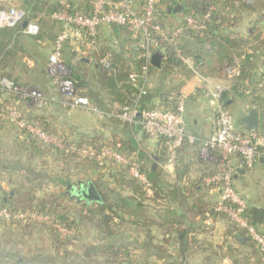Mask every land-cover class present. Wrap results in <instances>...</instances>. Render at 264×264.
<instances>
[{
  "label": "crops",
  "instance_id": "0c3cea01",
  "mask_svg": "<svg viewBox=\"0 0 264 264\" xmlns=\"http://www.w3.org/2000/svg\"><path fill=\"white\" fill-rule=\"evenodd\" d=\"M70 1L77 11L88 10L92 2V0ZM144 1L133 0L138 8L142 7ZM216 1L220 5L227 0ZM238 2H241V6L235 11L237 21L232 23L228 31L232 35L231 38H235L237 42L243 40L254 45V48L246 50V54L248 53L246 57L241 59L236 57L233 63L227 60L222 63L220 56L215 52L216 49L209 43H205L198 46L201 55L189 57L188 63L184 62L186 66L183 69L175 68L165 73L159 71L160 67H157V72L148 74L156 85L147 88L149 92L157 89L166 94L162 96L151 93L147 97L148 100L143 95L142 98L147 100L146 104L167 108L172 107L177 98L179 102L183 100L185 127L187 132L196 139L193 142L187 141L172 165L163 162L166 151L159 138L144 139L142 137L144 131L139 125L123 124L116 120L115 115L122 109L120 103L110 102L112 106L109 113L97 107L104 115V117L98 115V118H105L103 122H99L100 120L97 121L98 118L91 115L86 108L77 107L71 112V109L65 107L61 102L62 95L59 89L55 88L54 82L51 84L55 92L49 85L46 86L44 83L41 85L48 93L51 92L55 97H60L58 102L49 106L48 111L34 114L38 109L36 105L31 101L23 102V111L29 114L24 116L38 123L44 122L53 129L59 125L63 129H60L62 132L75 140L84 137L90 140L98 138L102 144L107 141L114 142V138L128 140L131 136L139 142L142 140L139 146L145 152L144 158H151V161L147 160L145 165L146 172L149 173L150 169H155L159 190L157 193L152 189L148 190L145 198L129 189L117 190L113 180L109 178V169L106 170L108 173H102L103 176L98 179L92 173L96 171L90 167L84 170L86 176L88 175L86 178L80 177L73 181L69 177L70 183L66 186L58 182L62 188L59 193H64L65 202L74 207H80V205L89 207L96 202L77 193L81 183L92 181L99 194L101 191L98 182L106 183H102L105 188L116 190L120 195L118 214L122 217L120 220L116 218V234L111 237L102 236L94 225L87 223L84 225L85 228L81 227V229H87L86 231L93 235L92 242H83L76 249L68 244L62 248L53 247L52 253H38L25 258L19 256L21 264H86L88 258L84 254L83 246L89 245L96 248L110 244L125 245L130 253L128 259L140 264H264V254L253 241L244 236L241 231H237L224 215L219 213L210 215L207 212L208 208L217 202L220 193L219 190L206 188L199 182L204 173L214 171L217 167V163L213 161H202L199 151L202 140L208 138L215 130L218 111L235 106L238 95L245 93L248 86L264 75V0H238ZM238 12H240L239 15ZM179 19V16H174L168 18L167 22L178 23ZM99 35L101 42L110 44L122 57H130L128 53L120 49L111 25L104 26ZM45 41L51 53L53 42ZM74 47V52L79 56L80 53L88 52L81 50L77 45ZM35 57L33 55L32 58L35 59ZM44 58L47 63L49 56L45 55ZM91 60L86 57L82 61L91 63ZM112 66L117 67L115 63H112ZM228 68H236L239 69L240 74L250 75L251 81L245 80L239 83L238 75L231 74ZM233 76L236 78L235 82L230 80ZM138 86L140 87L141 84L139 83ZM217 86L225 88L222 97L218 100L212 95ZM5 96L7 98V95ZM245 96L248 98L247 113L253 108L258 110L259 129L257 131L264 132V92ZM252 105L253 107L250 108L249 106ZM7 122L3 118L2 123ZM241 123L236 128L240 131H248L244 123ZM134 126H139L140 131L136 133ZM231 161L235 169L234 187L248 203L252 218L253 207L264 208V158H260L252 169L242 165L240 156H233ZM153 162H156L155 167ZM12 170L15 171L16 168H10L9 171ZM0 197L6 200L3 196ZM256 225L264 233V222ZM97 250L94 249V252ZM9 252L16 257L11 251ZM93 259L102 260L103 257L94 253Z\"/></svg>",
  "mask_w": 264,
  "mask_h": 264
},
{
  "label": "trees",
  "instance_id": "16d2710c",
  "mask_svg": "<svg viewBox=\"0 0 264 264\" xmlns=\"http://www.w3.org/2000/svg\"><path fill=\"white\" fill-rule=\"evenodd\" d=\"M1 1H10L19 10L23 11L24 20H28V22H36L35 19L38 20L42 29L37 36H33L35 40H49L53 43L55 42L61 29L60 23L54 18V15L63 10H68L72 14L80 12L75 9L70 0H67L70 5L68 8L61 3L62 0ZM111 1L119 2L121 0ZM178 4L183 6L181 12L175 14L173 11H168V8H173ZM218 4L219 3L216 0H160L156 14L158 21L168 27V32L166 34L167 37L165 38V36L152 31V39L157 41L158 44L156 46H150L152 53L160 52L163 55L159 71L166 73L175 68L183 69L186 66L184 64V58H194L196 54L201 55V51L198 50V46L205 43H209L212 48L216 49L215 52L218 56H220L222 63L226 60L229 63H233L236 57L239 59L244 58L248 54H246V50L251 47L254 48V45H251L246 41L239 40V42H237L235 38H231L232 35H230L228 31L232 27V23L234 24L237 21L235 11L239 10L241 2H238V0H227L220 5ZM91 8L92 2L90 3V8L85 12L90 13ZM239 13L240 12H238V15ZM174 16H179L180 19L178 23L173 22L170 24L167 22L168 18ZM186 16H193L197 18L204 25V28L195 30L188 27L185 23ZM50 25L51 27L59 25V31L56 33L51 30V28L47 30L46 28ZM177 25H183L185 30L178 36H174L173 30ZM111 26L113 27V32L118 39L117 41L120 49H122L123 52L128 53L127 55H130V57H122V55L117 53L116 50L110 46V44L107 45V43L101 42L100 38L96 41L97 47L91 48L87 46V44L91 41L90 37L87 35L81 42L72 40L64 44L63 60L70 71L68 78L73 81L76 93L80 96L88 98L92 105L100 108L105 113H109L111 110L110 106H112V103L110 102L120 103L122 107H136L139 112H143L151 108H163L166 111H177L179 98L175 100L172 107L167 108L146 104L148 100L147 97H149L151 93L164 96L166 92L161 93L157 89L149 92L145 86L146 93L144 96L147 100L143 99L142 96H139L141 86L139 87L136 83H134L129 78V75L132 73L140 74L142 67L146 64L149 65L150 74L153 71L157 72L156 70H158V68L152 65L151 60L149 61L144 57L146 48L143 47V38L140 33H136L124 25L112 24ZM23 35L26 34L24 33L22 23L15 26L0 28V78H10L9 72L13 71V67L18 64V61L16 60L18 55L17 51L19 49H23L19 46L20 37ZM76 45L79 46L81 50L88 51L89 56H87V58L92 59L93 62H83L79 54L74 52V46ZM106 57H109L111 63H115L117 67L114 68L111 66L106 68L103 66L101 60ZM237 78L240 83L245 80H250L251 76L246 73H241L237 76ZM262 78H264V75L258 79ZM243 95L246 94L243 93ZM115 118L117 121L123 123L116 116ZM27 119L38 123L34 119ZM39 124H41L49 134H55L54 129L49 127L44 122L43 124ZM139 126L133 127L136 133L138 130L140 131L141 126ZM20 132L21 135H25L27 144L29 140L28 146L32 150L33 155H40L44 157L47 153L54 151L60 160L65 163H70V165L75 163V166L80 165L87 168L90 167L92 170H98L100 167L102 169V171L100 169L101 177L103 176L102 172L108 173L104 167L109 165V178L113 180L117 190L129 189L136 195L145 198L148 194V189L142 185L138 179L129 175V168L131 167V164L135 162L139 165L140 172L144 173L150 181L151 189L154 190L155 193L159 190L157 183L158 176L155 169H150L149 173L146 172L147 169L145 168V165L147 160L151 161V158H144L145 152L141 150L139 146L142 143V140L139 142L135 139V137L131 136L128 140H118L117 138H114V142L107 141V143L102 144L101 141H98V138L90 140L84 137L80 140H75L65 135L64 147L61 148L55 142L44 143L36 136L27 133L24 130H20ZM142 137L144 139L147 137L150 138V136L145 132L142 133ZM159 139L166 151V156L168 152L166 142L163 138ZM186 143L187 141H185L178 149L177 157L180 150ZM71 144L75 146V149L71 148ZM118 144H120V146H118ZM84 146L94 147V150L98 154H100L102 149L105 147L114 149L124 154V156L129 160V164H118L111 160V163L106 164V166H102L99 164V161L95 158V156L87 157L83 156V154L81 155L80 149ZM160 160L163 159L160 158ZM164 161L166 162V157L163 162ZM155 163L156 162H153V167H155ZM0 167L3 171L11 168L9 164L4 162H1ZM27 169L28 174L32 176V172L30 173V171H32L31 167ZM214 172L215 170L204 173L199 182H201V184H203L206 188H210L205 184L204 179ZM59 177L58 182L61 185L66 186L70 183L69 177L62 175ZM102 183L104 182H101V184L98 182V187L101 191L100 196H102L101 200L96 201L89 207L83 205H80V207H74L71 204L66 203V200L63 197L64 193L52 194L50 195L51 197L47 196L45 199L40 200L36 197V191L33 187H20L17 191H14L15 196L13 194V197H9L8 201L0 198V209L9 208L12 211L21 210L36 211L41 214L46 213L55 221L65 224L67 227L73 229V236L76 235V237H80L79 230L81 229V226L87 223L94 225L100 235L111 237L116 234V218H119V220L122 219V217L118 214V207L120 206L118 198H120V195L116 192V190L105 188L104 184L106 183ZM67 195L70 194L67 193ZM11 198L12 200L9 201ZM7 205L9 207H7ZM207 212L210 213V215L212 213H219L228 219L226 214L215 211V204L213 206L211 205ZM248 213H250V209H248ZM251 222L254 223L253 221ZM14 223H16V226L21 228V231L23 232H27V228H29L28 225L38 224V222L32 221L24 225H22V221H15ZM230 224L237 231H241L244 236L251 240L245 231L232 223ZM43 226L46 229L51 230L55 249L57 247L62 248L68 244L72 245L69 239L65 241L62 240L63 237L53 225L43 223ZM94 249L98 250L94 252ZM83 250L86 258L89 260H87L86 264H140L134 263L132 260L128 259L130 253L125 245L110 244L102 245V247L98 246L96 248L85 245L83 246ZM9 253L10 252L6 251L5 248L0 247V264H21L19 256L14 257ZM94 253L100 254L103 259H93Z\"/></svg>",
  "mask_w": 264,
  "mask_h": 264
},
{
  "label": "built area",
  "instance_id": "2783aa9c",
  "mask_svg": "<svg viewBox=\"0 0 264 264\" xmlns=\"http://www.w3.org/2000/svg\"><path fill=\"white\" fill-rule=\"evenodd\" d=\"M160 0H145L142 7L134 5L133 0H121L114 2L111 0H92L91 12L80 11L70 13L63 10L54 15V18L60 23V32L53 43V49L50 53L47 71L53 77L54 83L62 95V104L65 107H84L91 105L88 98L76 93L74 83L68 78L70 73L63 60L64 44L68 41L81 42L87 35L90 37V46L96 44L100 38V30L107 25L119 24L127 26L130 30L140 33L143 38V47L146 48L144 57L151 60L152 53L150 46H156L158 43L152 39V31H155L165 38L167 37L168 27L158 21L156 10ZM61 3L67 8L70 6L67 0ZM24 21V12L19 10L10 1L0 0V28L15 26ZM185 23L188 27L200 30L204 25L193 16H186ZM185 30L183 25H177L173 30V35L178 36ZM40 32L39 25L32 21L28 22L24 28L26 35L37 36ZM188 63V58H184ZM101 63L106 68L112 66L109 57L103 58ZM233 75H239L240 71L236 68H228ZM149 65L142 67L140 74L132 73L129 78L134 83L141 84L139 96L146 93V80L149 76ZM225 88L217 86L212 93L214 99L222 97ZM264 91V78L259 79L254 84L248 86L245 94L254 96ZM21 96L32 100L35 104L38 98H41L37 87H21L20 85L9 81L6 77L0 78V95ZM185 111L184 101L178 104L177 111H166L163 108H151L139 112L136 107H122L117 114V118L127 124H139L142 130L150 137L163 138L168 149L166 155V164L172 165L176 161L177 151L185 141L193 142L195 137L186 130L183 113ZM9 113L16 118L19 124V130H24L36 136L44 143H52V140L59 141L57 145L64 147V138L60 137L59 131L55 134H49L44 127L32 121L26 116H22L21 110L10 109ZM71 148L75 146L71 144ZM81 155L95 158L100 165L110 160L123 165H128L129 160L122 154L111 148H103L98 154L94 147L84 146L80 149ZM200 156L207 157L217 163L215 172L208 175L204 181L210 188L219 190L220 196L215 203V211L222 212L228 216L230 223L239 227L251 238L264 254V233L258 226L252 223V218L248 213V204L235 192L234 188V166L230 160L233 156H240L242 165L247 169H252L260 158H264V132L257 130L240 131L236 128L233 116L229 110L220 109L215 120V130L206 139L202 140L199 151ZM129 175L138 179L142 185L151 190V183L144 173L140 172L139 165L132 163L129 168ZM0 216L5 222H38L53 225L61 236H73L74 230L55 221L46 213L36 211H12L8 208L0 209Z\"/></svg>",
  "mask_w": 264,
  "mask_h": 264
},
{
  "label": "rangeland",
  "instance_id": "374dc122",
  "mask_svg": "<svg viewBox=\"0 0 264 264\" xmlns=\"http://www.w3.org/2000/svg\"><path fill=\"white\" fill-rule=\"evenodd\" d=\"M35 20L36 22H38L37 19ZM38 25L41 30V24L39 23ZM58 26L59 25L51 27L50 25L46 29L49 30V28H51V30L57 33L59 31ZM34 37L28 35H23L20 37L21 39L19 46H21L23 49H19L17 51L18 55L16 60L18 61V64L13 67V71L9 72L10 78H6L9 81H12L14 83L16 82V84L24 88H38V90L40 91L41 98H38L35 103L36 108L39 109L35 110L34 114H36V112L38 113L48 111L50 109L49 106L55 102H58V99L60 100V97H55V95H53L54 93L51 92H49V94L47 90L41 87V85H43L44 83L46 86L49 85L52 91H54V87L51 84V82H54V79L47 71L48 61L47 63H45L44 58L45 55L50 56V48L48 47V44L45 40L37 41L34 39ZM87 46L95 48L97 47V44H95L94 46H90L89 44H87ZM33 55L36 56L35 59L32 58ZM87 56H89L88 52L80 53V58L82 60L85 59ZM42 69L44 71H42ZM170 77H172V75ZM152 79L153 78L149 76L147 77L146 88L149 89L150 87L156 86L154 85L155 83L151 81ZM235 79V76L230 78V80L234 82L236 81ZM136 84L138 85L139 83ZM55 88H57L56 85ZM238 96L239 97L235 106L231 108H225L226 110H229L231 112L236 126L242 124V117L245 116L248 111L247 96H243V94ZM5 97V94L0 95V165L1 162H4L9 164L12 169L16 168V170L9 171L10 169H7L8 171L6 172L0 168V196H3L4 198H6V201H8V198L11 196L13 197L14 191H17L20 187H33L36 191V197L40 200H43L47 196L51 197L50 195L52 194H59L60 190H62L58 183L60 178L59 176L62 175L66 177H71L73 181H76V179H79L80 177H88V175L86 176L84 172L86 167L80 165L75 166V163H73V165H70V163H65L64 161L58 158L54 151L47 153V155H45L44 157L40 155H33L32 150L28 146L29 140L27 144L25 135H21V132L18 127L19 124L16 118L9 113L10 109H19L21 110L22 116L29 115L28 113L23 111L22 105L23 102L33 101L18 95L17 97L13 95H7V98ZM249 107L252 108L253 105ZM67 108L71 109V112H73L74 110H76L75 108L77 107L68 106ZM86 109H88L91 115H93L95 118H98L99 116L104 117V115L100 113L99 109L96 106H93L92 104L89 105V107ZM66 113L68 112L66 111ZM30 115L33 116L32 114ZM3 118H5L8 122L2 123ZM96 120H100L99 122H103L105 118H98ZM60 129L63 130L59 125H56V128H54L55 132L59 131L60 137L58 139H63L66 134ZM102 133L105 134V132L103 131ZM51 142L58 143L59 141L52 140ZM106 159H108V163L106 161L103 166H106V164L111 163V160L109 158ZM200 159L206 162L211 161L209 158L202 156L200 157ZM230 162L232 164L231 160ZM30 167L32 169L30 173H34H31L32 176L28 174L27 168ZM109 167L110 166L108 165L104 168H106L107 170ZM100 169L101 168L99 167L98 170H94L96 172H92L95 178L100 177ZM95 174L98 176H96ZM235 192L239 195L236 189ZM11 200L12 198L9 201ZM8 205L7 207H9ZM28 223L30 222L23 223L22 221V225ZM83 226L81 227L85 228V226ZM28 227L29 228H27V232H23L21 231V228L16 226V223L5 222L0 216V247L5 248L6 251H11L16 256H22L24 258L36 255L38 253H52L54 242L52 240L53 238L51 230L46 229L43 226V223L32 224L30 226L28 225ZM86 230L87 229H80V237H76V235L71 237L63 236L62 240L65 241L69 239L72 243V245L69 244L71 248H79L80 244H83V242H92L93 240V235L91 233H88Z\"/></svg>",
  "mask_w": 264,
  "mask_h": 264
},
{
  "label": "water",
  "instance_id": "95a60500",
  "mask_svg": "<svg viewBox=\"0 0 264 264\" xmlns=\"http://www.w3.org/2000/svg\"><path fill=\"white\" fill-rule=\"evenodd\" d=\"M183 9V6L178 4L173 8H168V11H173L174 13H179ZM28 24V20H24L22 26L25 28ZM163 55L160 52H155L151 57V63L155 67H161ZM242 122L244 123L246 129L248 130H258L259 129V112L257 109H251L245 117H243ZM78 194H81L84 198L92 201H100L101 196L92 181L87 183H81ZM252 221L255 224H262L264 222V208L253 207L252 208Z\"/></svg>",
  "mask_w": 264,
  "mask_h": 264
}]
</instances>
